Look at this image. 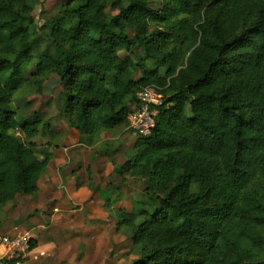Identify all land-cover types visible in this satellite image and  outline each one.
I'll return each instance as SVG.
<instances>
[{
	"label": "trees",
	"instance_id": "obj_1",
	"mask_svg": "<svg viewBox=\"0 0 264 264\" xmlns=\"http://www.w3.org/2000/svg\"><path fill=\"white\" fill-rule=\"evenodd\" d=\"M42 3L0 0V214L38 193L36 141L58 137L39 113L18 119L33 97L56 88L54 117L93 147L149 88L155 128L112 164L156 211L115 207L109 185L113 234L133 264H264V0H55L39 25Z\"/></svg>",
	"mask_w": 264,
	"mask_h": 264
},
{
	"label": "crops",
	"instance_id": "obj_2",
	"mask_svg": "<svg viewBox=\"0 0 264 264\" xmlns=\"http://www.w3.org/2000/svg\"><path fill=\"white\" fill-rule=\"evenodd\" d=\"M47 94L46 97H33V100L37 99L41 104L49 102V112L42 116L58 134L56 141L46 136L36 141L41 158L49 156L48 168L38 182V193L35 196L22 195L16 208H6L0 214L1 235L11 236L18 227L32 226V240H36L37 246L32 251L31 264H59L57 258L51 259L57 249L58 256L70 248L78 251L79 247H88V240H81L83 235L93 237L97 234V228L103 229L107 225L115 230L116 219L105 206L110 199L109 184L119 183L112 162L121 164L127 160L118 154L111 161L105 152L96 155L97 145L116 140L107 136L102 138L104 133L93 147L79 144L76 133L69 131L63 121L54 117L56 104L50 102H56L57 89ZM108 176H112V179H108ZM128 179L125 176L126 182ZM121 192L124 193V200L127 199L126 190L122 188ZM134 200L142 201L136 197L128 198V202H118V208L132 210ZM104 212L107 214L104 215ZM99 216L101 218L98 220ZM54 225L62 226L68 232L64 235L54 233ZM3 250L0 247V251Z\"/></svg>",
	"mask_w": 264,
	"mask_h": 264
},
{
	"label": "rangeland",
	"instance_id": "obj_3",
	"mask_svg": "<svg viewBox=\"0 0 264 264\" xmlns=\"http://www.w3.org/2000/svg\"><path fill=\"white\" fill-rule=\"evenodd\" d=\"M54 3L55 0H51V2L50 0H43L42 5L38 7L35 15L37 23L39 25H42L43 21H45L49 16H51V14L53 13L52 9ZM38 35V40H43L40 42V44H42L40 50H43L46 46V42L44 41V35ZM46 111L47 107L41 106V102L36 99L35 101H32L31 106H29L28 108H23L19 112L18 119L23 120L24 118L34 116L36 113H39L42 116L46 113ZM115 131L116 132L114 133H104L102 135V138L106 136L116 138V140L113 142V145L110 147L111 142L103 144L97 151H107L105 153L108 154L110 161L112 160L115 154H118L122 159L126 160L127 151H130L129 148L133 147L136 142V133L131 130V126L129 124L120 126ZM127 145L129 148L126 147ZM114 175L119 178V183L114 182L115 184L110 183L109 185L119 186V190L124 188L126 190L127 197V199L124 200V193L120 191L116 196L118 198L114 201L115 207H119L117 205L118 202H128V198L130 199L136 197L139 200L142 199L145 211H147L148 213H154L156 211L155 204L149 201L147 196L142 198L144 194V186L139 179L129 178L126 182L124 180V177L118 174L117 172H115ZM108 179H112V176H108ZM93 207H95V205H93ZM91 211H93V209ZM106 214L107 213L104 212V215ZM99 218H101V216H99L97 219L99 220ZM65 228H68V226H65ZM18 230L25 231L22 232V234L27 235L26 240L28 242L29 247L31 246V243L33 241H36L32 240V226L18 227ZM26 230H29L30 233ZM113 230V227H111L110 225H107L103 229L97 228V234L95 236L88 237L87 235H83L81 238V240H88V247H79L78 251H76V249L73 250L72 248H70L69 250H64L63 253L59 256V250L57 249V251H55V253L51 255V259L53 260L54 258H57L59 260V264H133L137 259V255L134 253L130 241H128V239L123 233L113 234ZM52 231L54 233L60 232L61 235H64L68 232L62 226L57 227L55 225L52 226ZM39 242L43 243V240H40ZM94 243L96 249H93ZM26 254L27 259L30 260V256L32 255L31 251L30 254L27 252Z\"/></svg>",
	"mask_w": 264,
	"mask_h": 264
},
{
	"label": "built area",
	"instance_id": "obj_4",
	"mask_svg": "<svg viewBox=\"0 0 264 264\" xmlns=\"http://www.w3.org/2000/svg\"><path fill=\"white\" fill-rule=\"evenodd\" d=\"M135 95L137 103L129 111V125L133 132L149 135L155 128V118L158 114V111L152 109L151 105H160L164 94L156 95L153 90L145 88L137 91ZM26 231L29 232V230ZM14 232L15 234L11 236L0 234V247L4 249L0 251V264H29L26 254V252L30 254L27 235H23L22 232L25 231L18 230V228Z\"/></svg>",
	"mask_w": 264,
	"mask_h": 264
}]
</instances>
